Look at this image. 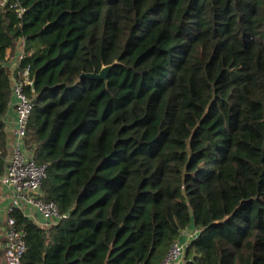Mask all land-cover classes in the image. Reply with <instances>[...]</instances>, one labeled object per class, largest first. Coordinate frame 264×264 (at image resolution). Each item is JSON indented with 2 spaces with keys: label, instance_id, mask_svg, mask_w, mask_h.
<instances>
[{
  "label": "trees",
  "instance_id": "trees-1",
  "mask_svg": "<svg viewBox=\"0 0 264 264\" xmlns=\"http://www.w3.org/2000/svg\"><path fill=\"white\" fill-rule=\"evenodd\" d=\"M1 3L0 176L28 69L26 148L67 216L10 211L21 264H163L189 229L184 264H264V0Z\"/></svg>",
  "mask_w": 264,
  "mask_h": 264
},
{
  "label": "built area",
  "instance_id": "built-area-1",
  "mask_svg": "<svg viewBox=\"0 0 264 264\" xmlns=\"http://www.w3.org/2000/svg\"><path fill=\"white\" fill-rule=\"evenodd\" d=\"M8 1L2 0L1 6H4ZM22 59L23 52L18 57V62ZM21 76L19 80L14 79L12 87V97L15 100L17 120L13 132L11 158L8 162L6 173L1 177V181L3 185L14 192L15 201L13 209H20L25 213L22 208L23 203L25 208L37 211L47 223L57 224V222L67 218V216L60 215L57 206L44 199L41 189L42 183L46 178L47 168L46 166L38 165L33 155L26 148L27 129L34 104L24 93V85L32 86V81L28 78V69ZM193 231L185 241L180 240L172 246L163 264L185 263L187 247L191 241L199 237V232ZM4 238V264H21L26 252V244L23 233L15 229V221L11 218L8 219Z\"/></svg>",
  "mask_w": 264,
  "mask_h": 264
},
{
  "label": "crops",
  "instance_id": "crops-1",
  "mask_svg": "<svg viewBox=\"0 0 264 264\" xmlns=\"http://www.w3.org/2000/svg\"><path fill=\"white\" fill-rule=\"evenodd\" d=\"M23 51V43L21 42L14 54V57L10 59L9 67L12 71L15 70L17 63H18V57L21 56ZM14 85V81L12 83V87ZM16 120H17V114H16V107H15V100L12 97V100L10 102V105L8 107V111L6 113V116L4 117V121L6 123V129L9 135V151L10 156L8 158V162L10 161L11 154H12V143H13V132L16 126ZM0 176V251L3 250L4 245V237L7 230V223L9 219V213L14 208V201H15V195L12 189L6 187L2 184ZM23 211L25 212L24 215L28 217L29 219L33 220L40 228L43 229H49L56 223H47L40 214L30 208H25L22 203ZM194 231L193 229H189L186 232L183 233L181 240L185 241L186 238L192 234Z\"/></svg>",
  "mask_w": 264,
  "mask_h": 264
},
{
  "label": "water",
  "instance_id": "water-1",
  "mask_svg": "<svg viewBox=\"0 0 264 264\" xmlns=\"http://www.w3.org/2000/svg\"><path fill=\"white\" fill-rule=\"evenodd\" d=\"M114 64L108 67L102 68L100 73H92V74H86L81 76V80L83 79H89V80H100V81H106L108 78V75L110 73V70L113 68ZM35 86V79L32 82V87Z\"/></svg>",
  "mask_w": 264,
  "mask_h": 264
}]
</instances>
